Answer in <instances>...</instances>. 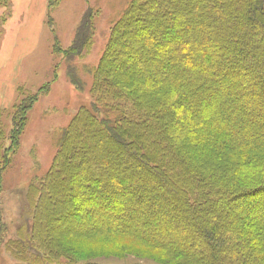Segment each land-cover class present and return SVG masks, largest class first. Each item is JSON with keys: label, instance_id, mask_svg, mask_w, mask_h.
<instances>
[{"label": "trees", "instance_id": "1", "mask_svg": "<svg viewBox=\"0 0 264 264\" xmlns=\"http://www.w3.org/2000/svg\"><path fill=\"white\" fill-rule=\"evenodd\" d=\"M94 15L87 7L59 50L67 63L89 51ZM74 70L66 75L80 89ZM92 73V102L28 188L29 228L6 242L13 258L77 264L64 239L118 236L173 264H264V0H130ZM48 89L13 107L9 131L0 109V186ZM79 211L87 216L54 232Z\"/></svg>", "mask_w": 264, "mask_h": 264}, {"label": "rangeland", "instance_id": "2", "mask_svg": "<svg viewBox=\"0 0 264 264\" xmlns=\"http://www.w3.org/2000/svg\"><path fill=\"white\" fill-rule=\"evenodd\" d=\"M129 2L60 0L48 14V0H0V109L6 131L11 128L13 107L45 84L49 85L47 93L40 94L28 111L17 150L1 176L0 220L6 227V236L0 243V264H21L6 249V242L16 239L21 229L29 228L28 188L38 185L49 170L60 132L80 108L92 102V72L104 52L111 28ZM87 7L95 12L91 47L81 58L67 63L59 50L71 44ZM47 16L51 18V27ZM55 38L58 44L54 48ZM70 67L75 69L80 89L66 75ZM222 104L221 101L210 104L208 110L210 116L214 114L213 119ZM163 214H169V209H164ZM85 216L79 211L70 219L64 218L56 224L54 232L62 233L63 226ZM142 218H146L145 214ZM98 219L92 216L89 222ZM188 220L186 216L181 221ZM62 243L77 264H173L164 252L124 237L64 239Z\"/></svg>", "mask_w": 264, "mask_h": 264}]
</instances>
